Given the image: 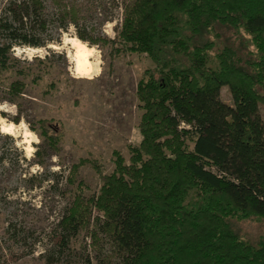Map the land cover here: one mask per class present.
<instances>
[{
  "label": "trees",
  "instance_id": "trees-1",
  "mask_svg": "<svg viewBox=\"0 0 264 264\" xmlns=\"http://www.w3.org/2000/svg\"><path fill=\"white\" fill-rule=\"evenodd\" d=\"M47 1L0 7V76L13 71L14 47H44L50 29L77 25L66 9L48 15ZM117 39L153 65L137 84L141 141L128 147L129 164L117 151L110 175L92 162L102 183L90 198L96 227L121 264H264V0H136ZM222 87L232 105L219 99ZM9 89L23 90L19 82ZM53 123L40 121L52 149ZM86 212L76 198L55 246L87 226ZM233 221L260 223L263 233L252 242Z\"/></svg>",
  "mask_w": 264,
  "mask_h": 264
},
{
  "label": "rangeland",
  "instance_id": "rangeland-1",
  "mask_svg": "<svg viewBox=\"0 0 264 264\" xmlns=\"http://www.w3.org/2000/svg\"><path fill=\"white\" fill-rule=\"evenodd\" d=\"M6 1L0 0V7ZM58 1L48 0L46 13L70 11L77 23L70 25L74 33L70 26L67 30L50 29L46 37L53 41L44 47H14L13 71L0 76V103L7 101L18 109L15 116L5 112L0 116L17 125L23 118L41 140L31 145L39 156L34 153L29 158L19 147L22 135H0V264H46L48 259L52 264H86L87 260L90 264H121V254L109 237L100 233L95 224L98 214L90 208V198L97 196L102 186L92 162L110 175L114 172L113 152L117 151L129 164L128 147L141 141L143 110L137 84L153 63L146 54L130 52L117 39L124 9L136 0ZM66 38H75L99 52V76L88 79L75 73L69 48L62 44ZM17 48L34 50L43 54V59L40 54L33 55L31 61L21 59L15 55ZM14 82L22 85V93L10 91ZM219 99L232 105L226 87L221 88ZM261 114L264 118V112ZM42 120L54 122L57 128L53 149L42 142ZM187 148L191 151L192 144L187 143ZM73 165L77 171L71 185L66 176ZM76 198L87 209V226L69 236L66 246L59 249L52 236L63 232L59 221ZM231 226L252 242L263 233L261 224L253 221H233Z\"/></svg>",
  "mask_w": 264,
  "mask_h": 264
},
{
  "label": "clouds",
  "instance_id": "clouds-1",
  "mask_svg": "<svg viewBox=\"0 0 264 264\" xmlns=\"http://www.w3.org/2000/svg\"><path fill=\"white\" fill-rule=\"evenodd\" d=\"M74 33V27L70 26L69 29ZM65 43H72L78 50L75 56V71L80 73L81 76H85L88 79H92L95 76H99L102 72V61L100 60L99 52L96 49H87L86 44L81 43L77 39H72L68 41L65 39ZM15 55L21 59H28L31 61L33 55L40 54L31 49L17 48L14 49ZM24 52L25 56H21ZM42 53V50H41ZM88 57H92V61L89 62ZM40 58L43 59V54H40ZM0 112L8 113L12 116L17 115L18 109L15 104H9L7 101L0 103ZM0 135H10L13 138L23 136V141L20 143L19 147L26 150V154L29 158L34 156L37 151L31 145L33 143L40 144L41 140L38 135L29 130V125L21 118L20 123L17 125L5 117L0 116ZM35 171V169H34ZM42 171V169H41ZM43 251V249H41Z\"/></svg>",
  "mask_w": 264,
  "mask_h": 264
},
{
  "label": "bare ground",
  "instance_id": "bare-ground-1",
  "mask_svg": "<svg viewBox=\"0 0 264 264\" xmlns=\"http://www.w3.org/2000/svg\"><path fill=\"white\" fill-rule=\"evenodd\" d=\"M66 39H67L68 41H71L72 39H75V38H66ZM78 41H79V40H78ZM81 43H83V42H81ZM62 44H63V45H67L68 48H69V51H68V52L70 53V56H71V62L73 63V69H74V71H75V56H76V52H77L78 49H77L72 43H65V40L62 42ZM83 44H84V43H83ZM86 47H87V49H89V50L93 49V48L88 47V46H86ZM90 58H91V57H88L89 62H91ZM75 73L78 74L79 77L87 78V77H85V76H81V74L78 73V72H76V71H75Z\"/></svg>",
  "mask_w": 264,
  "mask_h": 264
}]
</instances>
